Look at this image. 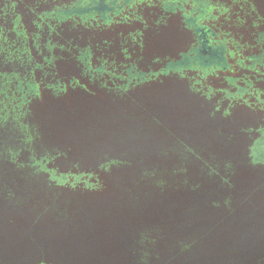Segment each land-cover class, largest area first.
<instances>
[{
    "label": "trees",
    "instance_id": "trees-1",
    "mask_svg": "<svg viewBox=\"0 0 264 264\" xmlns=\"http://www.w3.org/2000/svg\"><path fill=\"white\" fill-rule=\"evenodd\" d=\"M7 1L0 0L1 222L19 234L39 232L66 251L130 249L128 264H264V239L254 237L264 227V165L249 154L254 131L241 127L236 142L232 119L237 106L255 103L225 98L216 72L209 79L195 69L190 76L160 70L130 80V90L179 88L181 95L170 92L179 103L197 104L189 112L176 110L169 93L163 106L148 94L93 93L102 80L90 75L98 65L153 71L186 48L148 53L147 41L164 32H145L139 47L133 43L141 37L128 38L131 55L122 61L119 47L99 44L106 33L94 36L74 19L37 16L31 31L21 28L36 13ZM77 40L96 44L85 48ZM112 104L122 108H102ZM120 121L131 138L154 130L158 142L147 135L144 156L118 145L107 151L122 156L88 154L111 146L107 135ZM224 124H232L227 134ZM38 159L42 168L34 165ZM248 244L253 253L242 251Z\"/></svg>",
    "mask_w": 264,
    "mask_h": 264
},
{
    "label": "flooded vegetation",
    "instance_id": "flooded-vegetation-1",
    "mask_svg": "<svg viewBox=\"0 0 264 264\" xmlns=\"http://www.w3.org/2000/svg\"><path fill=\"white\" fill-rule=\"evenodd\" d=\"M37 2L39 6L34 9ZM7 3L12 6L25 4L29 15L36 13L35 18H28L26 25L24 21L20 25L17 16L16 21L13 22V29H18L16 26L20 25L21 28L31 31L32 21L36 20L37 16H54L57 22L74 19L75 24L89 28L94 36H98L96 32L99 31L106 33L107 39L99 44L119 47L122 61L128 59L127 49L134 41L128 38L141 37L139 43H133L138 44L139 47L146 42L145 32H164L162 38L166 36V32L177 33L181 48H186L187 61L184 64L181 63L183 57L174 58L165 61V64L158 69L147 72L143 71L144 67L138 68L134 65L120 67V70L111 68L110 72H107L102 65H98L90 75L96 80H102L95 81V88L91 91L96 94L120 92L141 96L161 95L168 90L156 88L130 90V80L141 81L144 77L155 75L160 70L165 74L171 72L184 77L193 75L195 69L200 75H209V79L216 72L220 77L219 89L225 98L255 103V106L243 103L236 107L232 119L237 131L233 132L235 133L233 136H239L238 129L241 127H249L253 130V138L248 144L249 154L253 163L264 165V0H10ZM4 37L0 36V44L2 40L4 41ZM22 38L26 39L24 36ZM147 42H150L148 53H162L161 39H151ZM76 43L86 48V46H95L96 41L92 43L88 40H77ZM115 50L118 52L117 49ZM210 54H213V57L212 62L208 64L205 60ZM114 84L118 87L110 88L114 87ZM174 89L171 88L170 92H176ZM112 105L102 108L109 110L122 108L120 104ZM136 108L141 106L130 107V109ZM191 108H197V104H193ZM239 111L248 112L252 125L238 124ZM229 126L232 128V124ZM222 130H224L223 134L228 133L224 125ZM238 138L236 142L243 140L240 136ZM103 149L98 147L95 150L97 152L88 154L99 155L100 151L102 154L111 153V156L123 154V152H111L113 145ZM253 151L256 159L253 158ZM125 153L128 154L126 151ZM143 154L141 155L144 156ZM28 235L37 237H34V242L15 241L17 237L27 239ZM3 238H10V241L2 243ZM49 244L50 241L39 232L36 235L31 233L17 235L0 231V264H80V262L106 264L103 261L107 264H128L129 258L126 256L130 249H110L107 251L110 254L103 255L105 250L72 249L66 252L64 248L50 247ZM2 245L4 247H1ZM65 253L71 255L88 253L92 257L80 255L79 259L67 258L63 256Z\"/></svg>",
    "mask_w": 264,
    "mask_h": 264
},
{
    "label": "rangeland",
    "instance_id": "rangeland-1",
    "mask_svg": "<svg viewBox=\"0 0 264 264\" xmlns=\"http://www.w3.org/2000/svg\"><path fill=\"white\" fill-rule=\"evenodd\" d=\"M165 35L166 36L163 37V38H162L163 35L161 36V34L159 36L155 35V36H157L155 38V40L161 39L162 48H164L165 51L175 50V49L181 48V44L179 42V39L177 38V36H178L177 33L166 32ZM174 90H176L177 95H181V94H178V92H180L179 89H174ZM170 91H171V89H168V91L165 92L166 95H163V94H161V95H157V94L151 95L152 97H155L157 99L156 101H153V103L154 104H161L163 106V102L168 99V97H166L168 95L167 93H169V95H171ZM177 95H174V94L171 95V96H173V99H174V101H172L174 103L173 107H174V105H177L176 110H178V109L181 110L182 109L183 111L185 110V111L189 112L190 111L189 108L192 107L193 104H196L193 100H190L189 102H187L185 104L184 99H181V103H182L181 104V103L178 102V100L176 98ZM157 96L159 97V99L157 98ZM112 106L117 108L114 105H112ZM161 111H162V107L161 106H159V107L157 106L156 112L161 113ZM237 122L240 125H242V124L252 125L251 124V116L246 111H239L238 112ZM126 127L128 129H132V128L136 127V126L134 124L126 122ZM224 128H225L226 131L227 130L229 131L231 127L228 124H224ZM125 132H126L125 121H124V123H122V121H120L119 128H113V127L110 128V131H109L110 135L109 134L107 135L109 140H110L108 142V143H110L109 145L128 146V151L129 152H135L134 154H143V153H146V150H148L147 149L148 147H146L147 146V142H146V140H144L145 138H147V135H149L151 142H152V139H153L154 143L158 142V140H159L157 132L154 131V130L153 131H149V132H142V133L138 134L137 136H135L133 138H131L130 135L125 134ZM145 142H146V144H145ZM142 145H144V146H142ZM112 150L115 151V149H112ZM118 151H124V150H118ZM0 218H1V221L4 220L3 217H0ZM1 221H0L1 228L3 227V228H7L8 229L9 226L6 225V224H3ZM9 229L10 230H8L7 233H12V234L15 233L17 235H22L23 234V233L19 234L15 227H14V229L9 227ZM3 230L4 229H2L1 232H3ZM29 236L30 235H28V237ZM8 240L10 241V238H7V239L3 238L1 241H3L2 243H4V241H8ZM15 241L24 242V241H28V239H24V238L21 239L20 237H17V239ZM34 241H31V242H34ZM39 242H41V241H39ZM1 247H4V245H2ZM80 255H82V257H92L90 255L85 256L84 253H80L78 255L77 254L71 255L69 253H65L63 256H65L67 258L71 257V258L79 259V258H81ZM2 257H4V256H2ZM57 257H59V256H57ZM80 264H86V263L85 262H80ZM88 264H91V263H88Z\"/></svg>",
    "mask_w": 264,
    "mask_h": 264
},
{
    "label": "water",
    "instance_id": "water-1",
    "mask_svg": "<svg viewBox=\"0 0 264 264\" xmlns=\"http://www.w3.org/2000/svg\"><path fill=\"white\" fill-rule=\"evenodd\" d=\"M212 57H213V54H210L209 55V58L206 59L205 62H207L208 64L211 63L212 62ZM186 61H187V57H186V55H183V58L181 60V63L184 64ZM27 89L29 91L30 90V86H27ZM252 155H253V158L256 159L255 151H253ZM42 162H43L42 159L35 160L34 161V165H36L37 167L39 166L40 168H42L43 167ZM50 177L52 179H56L58 181V177H56L55 175H53V173L50 174ZM258 230L259 231H257L256 234H254L255 235L254 237L255 238L256 237H261L260 240L264 239V227H261ZM241 248H243V250H242L243 252H247V253H253V251L255 249L254 245H251V244L241 245ZM227 264H230V263H227Z\"/></svg>",
    "mask_w": 264,
    "mask_h": 264
}]
</instances>
